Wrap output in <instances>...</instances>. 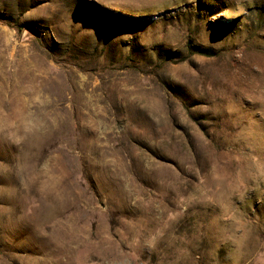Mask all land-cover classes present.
<instances>
[{
  "label": "rangeland",
  "instance_id": "1",
  "mask_svg": "<svg viewBox=\"0 0 264 264\" xmlns=\"http://www.w3.org/2000/svg\"><path fill=\"white\" fill-rule=\"evenodd\" d=\"M0 264H264V0H0Z\"/></svg>",
  "mask_w": 264,
  "mask_h": 264
}]
</instances>
